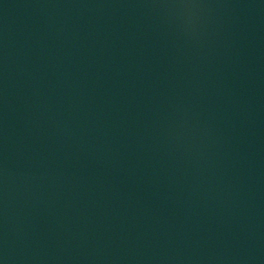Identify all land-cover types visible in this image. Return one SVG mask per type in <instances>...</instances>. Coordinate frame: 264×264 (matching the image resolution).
Masks as SVG:
<instances>
[{
  "label": "water",
  "instance_id": "obj_1",
  "mask_svg": "<svg viewBox=\"0 0 264 264\" xmlns=\"http://www.w3.org/2000/svg\"><path fill=\"white\" fill-rule=\"evenodd\" d=\"M0 264H264V0H0Z\"/></svg>",
  "mask_w": 264,
  "mask_h": 264
}]
</instances>
